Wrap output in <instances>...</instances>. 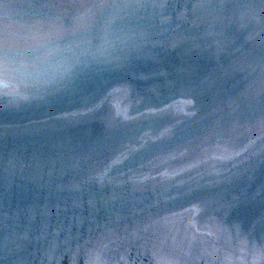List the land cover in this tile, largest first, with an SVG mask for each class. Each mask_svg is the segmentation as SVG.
Returning <instances> with one entry per match:
<instances>
[{
    "label": "water",
    "instance_id": "1",
    "mask_svg": "<svg viewBox=\"0 0 264 264\" xmlns=\"http://www.w3.org/2000/svg\"><path fill=\"white\" fill-rule=\"evenodd\" d=\"M0 264H264V0H0Z\"/></svg>",
    "mask_w": 264,
    "mask_h": 264
}]
</instances>
